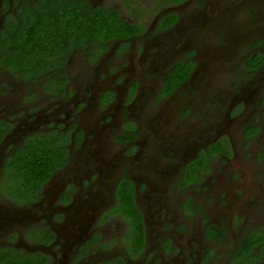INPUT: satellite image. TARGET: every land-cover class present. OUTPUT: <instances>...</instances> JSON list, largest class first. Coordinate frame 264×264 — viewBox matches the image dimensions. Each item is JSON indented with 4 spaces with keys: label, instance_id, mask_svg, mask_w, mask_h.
Here are the masks:
<instances>
[{
    "label": "flooded vegetation",
    "instance_id": "flooded-vegetation-1",
    "mask_svg": "<svg viewBox=\"0 0 264 264\" xmlns=\"http://www.w3.org/2000/svg\"><path fill=\"white\" fill-rule=\"evenodd\" d=\"M23 257L264 264V0H0V259Z\"/></svg>",
    "mask_w": 264,
    "mask_h": 264
},
{
    "label": "trees",
    "instance_id": "trees-1",
    "mask_svg": "<svg viewBox=\"0 0 264 264\" xmlns=\"http://www.w3.org/2000/svg\"><path fill=\"white\" fill-rule=\"evenodd\" d=\"M30 25H23V27ZM34 33L22 32L21 33V47L28 50H33L34 46ZM24 50V49H23ZM14 69V67H12ZM12 164L15 166V179H20L24 185V188L31 189V191L37 192L38 186L45 180L49 175L52 167L50 161V152L46 150L45 147H27V151L22 153V155H17L13 160ZM30 184H33V187H29ZM4 258L0 259V264H46L44 260L39 259L37 262H34L30 257H23L20 259L19 263L6 260L4 263Z\"/></svg>",
    "mask_w": 264,
    "mask_h": 264
},
{
    "label": "rangeland",
    "instance_id": "rangeland-1",
    "mask_svg": "<svg viewBox=\"0 0 264 264\" xmlns=\"http://www.w3.org/2000/svg\"><path fill=\"white\" fill-rule=\"evenodd\" d=\"M256 11V9H251V12L254 13Z\"/></svg>",
    "mask_w": 264,
    "mask_h": 264
}]
</instances>
